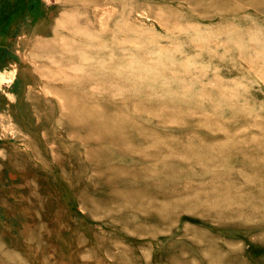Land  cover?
<instances>
[{
	"label": "rangeland",
	"instance_id": "374dc122",
	"mask_svg": "<svg viewBox=\"0 0 264 264\" xmlns=\"http://www.w3.org/2000/svg\"><path fill=\"white\" fill-rule=\"evenodd\" d=\"M263 158L264 0H0V264H264Z\"/></svg>",
	"mask_w": 264,
	"mask_h": 264
},
{
	"label": "bare ground",
	"instance_id": "6f19581e",
	"mask_svg": "<svg viewBox=\"0 0 264 264\" xmlns=\"http://www.w3.org/2000/svg\"><path fill=\"white\" fill-rule=\"evenodd\" d=\"M263 24V23H262ZM82 48V47H81ZM66 60V59H65ZM115 77V76H114ZM160 79H161V77H160ZM124 92V91H123ZM131 93H133V92H131ZM165 94V93H164ZM128 95V94H127ZM119 97V96H118ZM85 98V97H84ZM61 99V98H60ZM123 99V98H122ZM88 104V103H87ZM64 109H66V108H64ZM63 109V110H64ZM83 109H84V107H83ZM62 110V111H63ZM65 111H67V110H65ZM66 113H68V112H66ZM104 113H106V112H104ZM108 116V115H107ZM112 116H113V114H112ZM104 119H105V116L103 117ZM109 118V117H108ZM108 118H107V120H108ZM103 119V120H104ZM110 119V118H109ZM105 121V120H104ZM119 123V122H118ZM120 127V126H119ZM121 132V131H120ZM116 140V139H115ZM115 142H117V141H115ZM122 143V142H121ZM115 144V143H114ZM128 143L126 142V145H127ZM124 145H125V143H124ZM115 147V146H114ZM128 147V146H127ZM140 147V146H139ZM130 148V147H129ZM128 148V149H129ZM142 149H144V148H142ZM261 157V156H260ZM259 157V158H260ZM256 159V158H255ZM264 159V158H263ZM249 161V160H248ZM251 161V160H250ZM253 161V160H252ZM255 165V164H254ZM249 167H251V165L249 166ZM249 167H248V169H249ZM242 171V170H241ZM233 173V172H232ZM261 173V172H260ZM236 174V173H235ZM238 174V173H237ZM239 176V175H238ZM233 177H234V175H233ZM241 177H243L242 175H241ZM235 178H236V175H235ZM213 180V179H212ZM211 180V181H212ZM233 180V179H232ZM237 180H240V179H238L237 178ZM245 180V179H244ZM209 181H210V179H209ZM208 180L206 181V182H209ZM234 181V180H233ZM214 182V181H213ZM211 183V182H210ZM239 184H241V183H239ZM245 186V185H244ZM249 186V185H248ZM243 187V186H242ZM195 188V187H194ZM237 188V187H236ZM240 188V187H239ZM210 212V211H209ZM228 213V212H227ZM248 214V213H247ZM254 214V213H253ZM246 215V214H245ZM224 216V215H223ZM229 216V215H228ZM231 217V216H230ZM245 217V216H244ZM250 218V217H249ZM253 220V219H252ZM252 220H251V222H252ZM255 221V220H254ZM249 223V222H248ZM258 223V222H257ZM257 225V224H256ZM213 257V256H212ZM223 259V258H222ZM216 260V259H215ZM218 260V259H217ZM224 262H225V260H224ZM213 263V262H212ZM238 263V262H237ZM218 264H219V262H218Z\"/></svg>",
	"mask_w": 264,
	"mask_h": 264
}]
</instances>
